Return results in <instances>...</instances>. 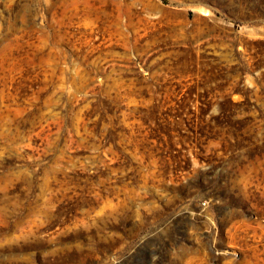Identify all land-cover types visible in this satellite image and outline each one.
Here are the masks:
<instances>
[{"label": "rangeland", "instance_id": "rangeland-1", "mask_svg": "<svg viewBox=\"0 0 264 264\" xmlns=\"http://www.w3.org/2000/svg\"><path fill=\"white\" fill-rule=\"evenodd\" d=\"M0 264H264V0H0Z\"/></svg>", "mask_w": 264, "mask_h": 264}]
</instances>
